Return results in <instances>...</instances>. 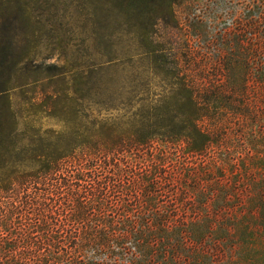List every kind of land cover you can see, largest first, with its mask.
<instances>
[{
	"label": "trees",
	"instance_id": "16d2710c",
	"mask_svg": "<svg viewBox=\"0 0 264 264\" xmlns=\"http://www.w3.org/2000/svg\"><path fill=\"white\" fill-rule=\"evenodd\" d=\"M87 1H103L111 12L110 25L146 44L159 27L177 28L175 8L189 0ZM256 9L247 21L256 37L250 32L247 39H222L215 49L223 89L213 80L203 89L174 72L169 105L176 114L156 113L150 125L143 111L126 114L120 92L103 85L94 87L97 99L90 104L81 89L67 87L62 93L52 83L53 91L39 103L33 99V113L23 119L11 93L17 73L30 70V53L17 50L33 12L26 0H0V264H180L178 249L183 250L184 237L194 236V227L169 229L166 214H138L128 207V197L137 194L154 207L161 188L160 166L167 158L140 153L153 143L183 141L184 154L203 155L217 144L199 123L227 110L221 105L227 103L223 94L243 95L249 77L264 83V0H257ZM91 106L97 121L89 130L81 119ZM74 118L78 129L70 130ZM43 120L62 128L44 129ZM160 126L167 130L157 131ZM145 161L148 171H142ZM117 203L121 209L114 211Z\"/></svg>",
	"mask_w": 264,
	"mask_h": 264
},
{
	"label": "rangeland",
	"instance_id": "374dc122",
	"mask_svg": "<svg viewBox=\"0 0 264 264\" xmlns=\"http://www.w3.org/2000/svg\"><path fill=\"white\" fill-rule=\"evenodd\" d=\"M26 2L33 12L31 25L26 37L19 36L17 53H30V70L17 73L11 93L23 119L33 113L29 110L33 99L39 103L45 92L53 91L52 83L62 93L67 87L81 89L90 104L97 99L94 87L103 85L120 92L126 114L143 111L151 125L156 113L176 114L169 105L175 90L172 73L178 71L179 77L203 89L212 80L223 89L215 49L222 39H247L257 32L247 23L256 16L257 0H189L175 8L177 28L159 27L146 44L127 29L112 27L111 12L103 1ZM245 66L259 69V65H237ZM223 96L227 103L221 105L227 110H217V118L199 123L217 144L203 155L184 154L183 141L151 144L140 155L167 158L160 166L156 204L147 207L134 193L127 199L133 213L166 214L169 229L194 227V236L184 237L183 250L178 249L180 264H264V83L249 77L243 95ZM84 115L81 120L91 130L97 121L95 108ZM42 123L44 129L62 128L53 120ZM78 123L74 118L69 129H78ZM148 164H142V171H148ZM112 209L119 211L121 206L117 203Z\"/></svg>",
	"mask_w": 264,
	"mask_h": 264
}]
</instances>
